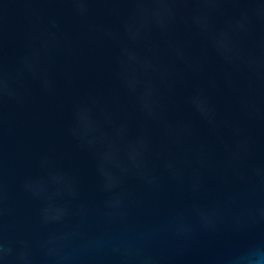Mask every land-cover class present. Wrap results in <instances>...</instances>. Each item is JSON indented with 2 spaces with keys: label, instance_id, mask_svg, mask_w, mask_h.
Returning <instances> with one entry per match:
<instances>
[{
  "label": "water",
  "instance_id": "water-1",
  "mask_svg": "<svg viewBox=\"0 0 264 264\" xmlns=\"http://www.w3.org/2000/svg\"><path fill=\"white\" fill-rule=\"evenodd\" d=\"M0 264H264V0H0Z\"/></svg>",
  "mask_w": 264,
  "mask_h": 264
}]
</instances>
